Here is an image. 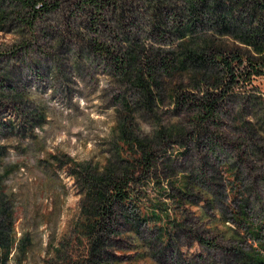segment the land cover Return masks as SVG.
<instances>
[{
	"label": "rangeland",
	"instance_id": "rangeland-1",
	"mask_svg": "<svg viewBox=\"0 0 264 264\" xmlns=\"http://www.w3.org/2000/svg\"><path fill=\"white\" fill-rule=\"evenodd\" d=\"M27 1L0 0L5 264L264 259L261 0H42L41 12ZM248 30L263 50L240 38ZM209 44L204 77L184 52ZM203 97L218 102L214 121L193 103ZM110 174L122 202L101 184ZM86 179L109 197L95 229Z\"/></svg>",
	"mask_w": 264,
	"mask_h": 264
},
{
	"label": "trees",
	"instance_id": "trees-1",
	"mask_svg": "<svg viewBox=\"0 0 264 264\" xmlns=\"http://www.w3.org/2000/svg\"><path fill=\"white\" fill-rule=\"evenodd\" d=\"M82 5H89V6H94V7H102L104 6V2L103 0H81ZM28 6L32 7V9L34 10V12H41L44 11L46 9H48L47 2H42V0H28L27 1ZM257 7L261 8V10L264 12V0H261V3L259 1H256ZM39 6L42 7V9H39ZM260 31H241L240 32V38L250 44H254L259 50H263V46L262 43H259V39L262 38V34L259 33ZM211 46L214 47H207V48H202V51L199 50H190L187 49L184 53L186 55V59H195L197 60V62L201 61L202 64L201 66L205 67V71L202 73V75L204 77L208 76V66H210V63L215 62V58L213 55V50L215 49L216 45L214 44H209ZM217 48V47H216ZM222 51V49H220V52ZM135 53V52H134ZM133 53V54H134ZM133 54L130 57L131 61L136 62L135 57L133 56ZM185 61H180V65L182 66V68L185 66ZM228 65L231 66L232 62H228ZM204 69V68H203ZM196 79V78H195ZM138 81L139 83H141L142 87L146 90V94H147V98L149 99L150 97V90H149V84L146 83L143 79V77H141L140 75L138 76ZM150 100V99H149ZM151 101V100H150ZM187 101H189V99H187ZM193 103H196L198 105V109L200 111V113H202V115L207 118L210 119L212 121H214L215 115L218 111V102L216 100H210L207 97H203L201 99H198L197 101H193ZM141 146H143V148H145L146 145L141 144ZM145 156L149 155V153L146 151H143ZM146 158V157H145ZM125 170H127V167H125ZM106 178V179H105ZM103 179V181L101 182V184L107 182V186H111L116 188L117 187V192L115 193V196H117V199L119 201H123L125 199V193L123 190H121L120 186L116 183L115 178L113 176V174L110 175H106ZM108 179V181H107ZM86 182H89V185L94 187V183L93 181L86 179ZM106 186V187H107ZM90 197L89 199L92 200H96L98 201V208L94 205L89 206L88 211H89V216L87 217H91L90 219V223L89 225H87V227H91L92 229L97 228L107 217H108V213H109V197L107 195V190L106 188H100L99 190H96V188L94 187L93 190H90ZM93 192V194H92ZM1 212V211H0ZM5 214L6 219L0 220V264H5L6 263V259L8 256V253L10 251V244H11V237H10V229H11V221H10V215H7L5 211L1 212L0 214ZM93 242V240H92ZM91 242V255L93 256V246H94V242L92 245ZM246 262H251L254 261L252 257L250 256H246ZM257 260V259H256ZM257 262L259 263L260 260H257ZM92 261V259L89 257L87 259H83L82 262L78 263V264H91L90 262Z\"/></svg>",
	"mask_w": 264,
	"mask_h": 264
},
{
	"label": "built area",
	"instance_id": "built-area-1",
	"mask_svg": "<svg viewBox=\"0 0 264 264\" xmlns=\"http://www.w3.org/2000/svg\"><path fill=\"white\" fill-rule=\"evenodd\" d=\"M244 256V258L240 261V263H238V264H264V259L263 258H261L259 255L258 256H252V255H243ZM246 256H250V257H252L253 258V260L255 261L256 259L257 260H260V262L259 263H257V262H254V261H251V262H246ZM256 260V261H257Z\"/></svg>",
	"mask_w": 264,
	"mask_h": 264
}]
</instances>
